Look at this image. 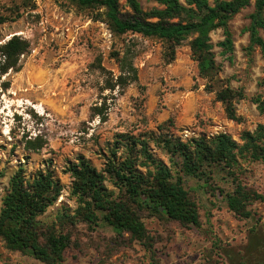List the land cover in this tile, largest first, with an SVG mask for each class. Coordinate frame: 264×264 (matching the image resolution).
<instances>
[{"label":"rangeland","instance_id":"obj_1","mask_svg":"<svg viewBox=\"0 0 264 264\" xmlns=\"http://www.w3.org/2000/svg\"><path fill=\"white\" fill-rule=\"evenodd\" d=\"M139 1L145 9L157 4ZM121 2L126 6V0ZM254 4L252 0L230 20L233 52L217 45L224 39L222 29L211 33L220 84L245 95L235 102L243 117L237 122L227 117L216 93L206 89L207 80L192 58V37L178 46L175 60L168 63L162 41L131 32L116 35L97 19L96 9L70 0H0V17H6L0 23V44L13 35L30 43L19 70L10 69L0 78V204L20 165L30 173L50 162L64 189L38 220L72 235V245L59 264H264V198L248 205L250 217L236 214L221 195L220 189L226 193L235 185L224 170L215 168L208 187L185 177L199 205V225L183 226L145 214L147 242L119 235L102 221L90 224L75 216L79 202L71 193L73 178L65 170L78 155L101 170L117 133L160 132L159 126L184 140L227 132L242 143L243 130L253 132L264 122V113L253 101L264 98V56L259 47L249 48ZM259 33L264 38V29ZM125 55L138 79L113 91L107 85L116 81L118 57ZM96 105L106 108L105 121L93 110ZM36 137L44 146L28 149L27 140ZM151 147L155 157L169 164L160 149ZM234 171L264 197V161L240 160ZM106 185L117 190L110 182ZM64 212L72 219L61 223L58 215ZM0 264L47 263L29 252L9 249L0 240Z\"/></svg>","mask_w":264,"mask_h":264},{"label":"trees","instance_id":"obj_2","mask_svg":"<svg viewBox=\"0 0 264 264\" xmlns=\"http://www.w3.org/2000/svg\"><path fill=\"white\" fill-rule=\"evenodd\" d=\"M72 3L98 10L97 19L107 23L116 35L129 32L146 38L159 39L164 45L163 57L171 63L176 50L185 40L189 41L192 58L197 61L200 76L207 80L206 89L216 93V99L224 105L227 117L242 122L235 102L244 98L241 90L221 85L220 67L216 62L215 44L211 33L222 29L224 39L218 42L225 52H233L234 39L230 20L252 0H154L157 4L145 9L139 0H70ZM251 14L249 48L259 47L264 56V0H255ZM6 17H0V23ZM30 47L27 39L13 35L0 44V78L10 69L19 70L21 55ZM120 74L107 88H123L137 80V69L125 55L118 57ZM253 101L264 113V98ZM96 114L106 120V108L96 105ZM147 130L134 134L121 132L109 143L105 167L99 170L87 157L78 155L68 161L66 172L73 178L71 193L79 202L75 216L98 224L102 221L112 226L119 235L147 242L148 229L143 220L145 214L179 222L183 226L200 224L199 205L192 191L185 185V177H195L208 187L214 178L215 168L226 171L234 179L232 191L221 195L229 208L243 217H250L248 209L253 201L263 199L256 189L235 176L234 166L240 160L264 161V122L255 131L243 130L242 143L231 134L219 132L201 133L182 139L170 132ZM160 149L169 160L154 156L151 145ZM28 149L38 150L44 146L39 137L26 142ZM106 182L117 189H110ZM64 186L50 165L28 173L23 165L14 171L0 204V240L12 250L29 252L47 264H59L64 260L65 250L72 245V235L57 230L52 224L38 220L59 199ZM61 223L70 221L71 215H58Z\"/></svg>","mask_w":264,"mask_h":264}]
</instances>
